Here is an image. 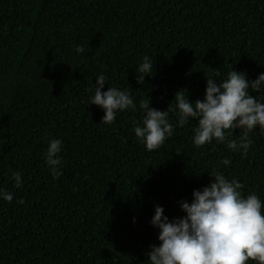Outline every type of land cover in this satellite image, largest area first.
<instances>
[{
  "label": "trees",
  "instance_id": "1",
  "mask_svg": "<svg viewBox=\"0 0 264 264\" xmlns=\"http://www.w3.org/2000/svg\"><path fill=\"white\" fill-rule=\"evenodd\" d=\"M144 56L153 72L140 84ZM231 67L250 81L264 72V0H0V188L13 194L0 200V264H148L154 207L182 216L179 202L214 171L264 202L259 131L243 157L215 141L195 147V121L153 151L132 132L141 99L159 110L175 108L178 90L202 99L209 71L223 80ZM99 74L102 91L127 88L137 110L100 123L103 111L86 104ZM53 138L63 161L55 180L43 161Z\"/></svg>",
  "mask_w": 264,
  "mask_h": 264
},
{
  "label": "clouds",
  "instance_id": "2",
  "mask_svg": "<svg viewBox=\"0 0 264 264\" xmlns=\"http://www.w3.org/2000/svg\"><path fill=\"white\" fill-rule=\"evenodd\" d=\"M74 51L79 55L84 49L76 45ZM142 61L136 69L140 84L153 72V61L148 56ZM218 74L219 71H209L202 99L190 102L186 90H178L173 99L175 108L170 103L167 110L155 109L150 107L148 97L141 99L138 107L142 118L139 123L133 121L132 128L136 140L147 151H153L173 135L174 128L195 121V147L215 141L240 152L242 157L246 155L252 145L249 134H264V72L251 81L245 72L232 67L223 80L215 78ZM106 79L104 74L96 76L86 104L99 107L103 111L100 123L110 125L117 113L136 111L137 104L127 88L109 86L102 91ZM249 90L256 95H250ZM170 113L175 117V125L170 122ZM234 130L240 134L229 139ZM61 149L62 141L53 138L47 141L43 153L44 164L54 180L62 174ZM222 163L227 166L230 161L225 158ZM208 174L211 182L193 190L191 202H179L182 216L170 220L163 207H154L149 224L158 230L159 243L151 245L146 253L148 264H264V202L254 192L243 195L244 185L237 178L228 179L218 171ZM10 179L14 188L22 187L20 171L12 172ZM0 200L11 203L13 194L0 188Z\"/></svg>",
  "mask_w": 264,
  "mask_h": 264
}]
</instances>
